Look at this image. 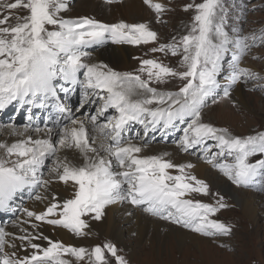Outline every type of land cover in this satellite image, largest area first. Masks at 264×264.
<instances>
[{
  "label": "snow or ice",
  "instance_id": "obj_1",
  "mask_svg": "<svg viewBox=\"0 0 264 264\" xmlns=\"http://www.w3.org/2000/svg\"><path fill=\"white\" fill-rule=\"evenodd\" d=\"M143 2L157 22L169 10L158 0ZM0 8L6 10L0 11V110L15 103L27 113L22 130L6 125L19 138L0 142V213L22 214L12 221L19 234L0 226V264H110L106 254L129 264L110 241L86 248L40 230L48 224L87 238L90 221L117 202L205 237L231 234V225L214 218L229 205L193 174V164L176 163L167 153L143 155L128 134L140 125L135 137L145 144L157 133L172 136L181 151L198 154L234 185L264 192V131L236 135L202 117L221 91L227 98L237 84L264 79L241 66L253 47L264 45V29L245 34L230 22L225 0L186 4L185 11L194 10L186 34L163 43L147 22L65 18L69 0H12ZM109 41L155 44L150 53L178 62L140 58L133 71L92 62L91 50ZM174 81L180 83L171 90ZM94 133L104 142L97 145ZM62 150L78 153L82 162ZM56 184L72 189L68 198L58 196ZM25 195L43 208L23 207ZM213 195L215 203L195 198Z\"/></svg>",
  "mask_w": 264,
  "mask_h": 264
},
{
  "label": "rangeland",
  "instance_id": "obj_2",
  "mask_svg": "<svg viewBox=\"0 0 264 264\" xmlns=\"http://www.w3.org/2000/svg\"><path fill=\"white\" fill-rule=\"evenodd\" d=\"M100 1L109 3L107 0ZM129 1L130 0H112L111 4L114 3L120 9L122 6H127ZM7 2H12V0H0V3ZM154 2H157V0H154ZM158 2L165 3L169 9L160 18V22H157L154 11L146 5L143 0H138L137 3L142 9L145 7L148 9L147 15H144L146 16L145 20L141 22L149 23L152 29L157 31L161 43L167 42L172 36L178 37L186 34L190 27L194 10L190 9L185 11L184 6L192 3L193 0H158ZM195 2L199 3L201 0H195ZM225 4L229 8V15L231 17L230 22H234L235 26L241 27L245 34L253 31L258 32L260 29H264V0H225ZM95 5L96 3H94L93 0H69V8L63 15L65 18L69 19H76L84 16L91 18L94 14L91 15L89 13H91ZM143 10L138 9V14H141ZM0 11L6 10L0 8ZM13 11L16 12V10ZM120 11L122 12L121 9ZM16 14L26 15L27 13L20 11L16 12ZM125 21L132 23L130 19H125ZM110 44L113 43L109 41L91 51L97 52L102 48H108ZM153 46L157 45L149 44L135 46L136 52L128 58L127 70L133 71L137 69L139 67L140 58H152L153 56L166 64L172 66L177 64V57H171L170 55L165 56L162 53H150L149 49ZM91 59L92 61L94 59V63L96 62L94 53H92ZM241 66L248 67L258 72L261 77H264V45L253 47L242 59ZM179 83V81H174L169 87L172 88L171 90H175ZM222 96L223 93L221 91L220 97ZM220 97H217L216 103L209 100L202 109V117L205 122H211L217 127L228 128L233 134L241 136L254 134L257 131H264V79L253 80L248 83L241 82L231 89L229 97ZM75 99L76 98H74V102ZM12 106L13 108L8 114V117L3 116L1 114L3 110H0L1 142L5 139L17 138L16 136H10L9 133H6L8 130L6 125L15 122L22 130L27 123L26 114L19 115L18 112L21 109H19L15 103L12 104ZM109 114H111V111ZM76 115L77 118H84L80 113ZM41 127H43V125H41ZM140 128V125L133 126L132 132L128 134L132 137V140H139L135 137V132ZM94 135H96V133ZM155 135H158L160 138L156 137L155 140L147 138V143H153L150 145H154L159 149L165 147V151H169L171 147H178L177 144L173 142L174 138L172 136L166 141L161 138L159 133ZM179 135L180 133H176L175 138H178ZM100 137L104 139L101 135ZM63 152L68 156L70 155L73 162L75 161L73 158L74 152L64 150ZM166 153L168 154L167 158L172 160L170 153ZM142 154L145 155L144 152H142ZM185 154H180L178 156V160L180 161L174 162L184 163L187 158H194L197 163L200 162L203 164L205 163L207 166L209 165L196 153L190 152ZM255 158H259V156ZM48 163L50 165L51 161H48ZM208 167L216 173V175L213 174L211 176L214 184L207 181L211 193L223 196L225 202L229 205V207L221 209L214 218L220 219L232 226V232L229 236L217 238L205 237L201 234H195V232L191 230V232H189L178 226L176 231H167L162 228L159 233H157L156 228L154 229L152 225L156 223L161 224V219L153 217L156 222L148 220V223L152 225L148 226L147 237L142 241H137L134 237H125L123 245L95 231L93 234L95 235L96 242L87 248L110 241L116 245L118 254L124 256L129 261V264H264V192L257 191L250 187L236 186L217 169L213 168L211 165ZM193 169L191 170L192 172ZM45 175L47 176V170H45ZM215 183H219V185ZM225 185L229 186L228 191L224 189ZM230 192L240 195L243 200L237 201ZM195 198L202 199L205 202L215 203L217 197L213 195L196 196ZM23 202L27 204L26 207H30V204L34 203L35 200L29 199L28 196L25 195L22 203ZM115 204L126 209L129 203L117 202ZM137 209L142 211L139 208ZM21 215V213H16L15 215L11 213H0V226L5 227L9 231H12V229L14 230L12 221ZM135 235L136 234L133 233V236ZM189 235L201 236L207 242L203 240L200 244L201 246H199L190 241L188 238ZM151 238H154L153 242L151 241L152 246H146V243H150ZM106 256L109 258L110 264H115V259L110 257V254H106Z\"/></svg>",
  "mask_w": 264,
  "mask_h": 264
},
{
  "label": "bare ground",
  "instance_id": "obj_3",
  "mask_svg": "<svg viewBox=\"0 0 264 264\" xmlns=\"http://www.w3.org/2000/svg\"><path fill=\"white\" fill-rule=\"evenodd\" d=\"M93 2L96 3V5L92 9L91 13H89L91 15L94 14L91 16V18L93 17V18L98 19V20L105 22V23H112V22H116V21L121 20V19L122 20H125V19L129 20L130 19L132 23H138V22L144 21L145 17H146L144 15H147V13H148L147 7L143 8L144 9L143 10L140 7V5L137 3L138 0H130L127 3V6H122V8H120L122 10V12L120 11L119 7L116 6L114 3L113 4L104 3L103 1H100V0H93ZM138 9L143 10V12L141 14H138L139 13ZM135 52H136L135 46L127 45V44L120 45V44H114L113 43V44H110L108 46V48H105V49L102 48V49L98 50L97 52H92V53H94V57L96 60L95 63H100V62L105 63L109 67L114 68L117 71H129V70H127V68H128L127 61H128V58L132 54H134ZM93 61H94V59H93ZM170 89H172V88H170ZM12 108H13V106L10 105L8 108H6V109H10V110L7 111L5 109V111L3 110V112L1 114L5 117H8V114L11 112ZM18 113H19V115L26 114V116H27V113L24 109H21ZM15 114H17V113H15ZM0 133H1V130H0ZM6 133L7 134L9 133V129L6 131ZM94 136L96 137V144L97 145H99L101 142H104V139H102L100 137L99 133H96V135H94ZM156 137L160 138L158 135H156ZM18 138L19 137L15 138V139H8V140L5 139V140H3V142L12 143ZM138 139L139 140H137V139L132 140V142H134L136 144H140L142 146V152H144L145 155H147V154L160 155V154L168 152V153H170V156H171L173 161L179 162L180 160H178V156L180 154H182V155L185 154L178 147L177 148L171 147V149L169 148V151H165V147L159 149L158 147H156L154 145H150L153 143H146L145 144L144 139H141V140H140V138H138ZM61 154L67 155L63 152V150H62ZM77 155H78V153L74 152V157H73L75 159L74 162L75 163L82 162L79 155H78V157H77ZM184 157H186V156H184ZM68 158L71 159L72 157L69 155ZM184 163L193 164L194 165L193 174H195L200 179H205L206 181H209L210 183L214 184L211 176L213 174L216 175V173L214 170H212L210 167H208L209 165L207 166L205 163L203 164L200 162L197 163L194 158H189V159L187 158V160H185ZM215 184L219 185V183H215ZM54 187H55L56 192L58 193V196L62 197V198H68L69 193L72 191V189L70 187H66L63 184H56ZM224 189L226 191H228L229 186L225 185ZM230 194L233 197H235L237 199V201L243 200L240 197V195L235 194L234 192H230ZM22 206L26 207L27 204H25L23 202ZM29 208L42 209L43 203L35 201L34 203L30 204ZM148 220H152V221L156 222V220L153 218V216L148 215L147 213H144V212L138 210L137 208H134L130 204H128L126 206V209H123L118 204H113V205H109L105 209V215L100 221H95V220L90 221L91 235H89L87 238H80V237L77 238L72 233L68 232L67 230H65L63 228L53 227V226L48 225V224H42L40 230L43 231V233L45 235L49 236L52 239H59L65 243H71L75 246H84L86 248L89 247L90 245L94 244V242H96L95 235L93 234L95 231H97L98 234H102V235L110 238L111 240H116V241H118L119 244L124 245V238L125 237H130V238L134 237L137 241L138 240L142 241L147 237L148 226L152 225V224L148 223ZM160 222H161V224L156 223V224L152 225L154 227V229L156 228L157 233H159L160 229H162V228L164 230H167V231H176L177 226L185 229L184 227H182L180 225H176L170 221H166L163 219H161ZM185 230L191 232L188 229H185ZM12 231H16L17 234H19L18 229H14V230L12 229ZM133 233L136 235L133 236ZM195 234H197V233H195ZM155 237H156V235H155ZM188 238L190 239V241L192 243L198 244L199 246H201L200 244L203 242V240H205L204 238H202L201 236H198V235H189ZM153 239L154 238H151L150 243H146V246H152L151 241L153 242ZM205 242H207V241L205 240ZM42 243L46 244V242H42ZM125 244H126V242H125ZM5 250L9 251V249H5ZM20 254L23 255L24 254L23 251H21Z\"/></svg>",
  "mask_w": 264,
  "mask_h": 264
}]
</instances>
